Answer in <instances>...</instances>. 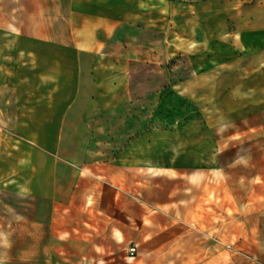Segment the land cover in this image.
<instances>
[{
	"label": "rangeland",
	"instance_id": "obj_1",
	"mask_svg": "<svg viewBox=\"0 0 264 264\" xmlns=\"http://www.w3.org/2000/svg\"><path fill=\"white\" fill-rule=\"evenodd\" d=\"M170 20L173 27L176 20ZM231 22L230 43L175 50L168 60L158 49L153 64L132 66L131 94L139 110L125 118L142 126L123 134L148 129L147 155L209 171L208 181L216 187L208 190L216 211L206 210L214 216L182 226L171 242L134 259L129 257L138 248L131 256L129 245L116 258L80 256L90 253L89 240L82 245L83 230L89 228L81 219L88 215L73 208L79 197L65 195V168L51 172L57 143L65 148L66 139L76 134L71 122L79 118L66 113L72 101L79 102L75 97L81 83L71 80L76 74L65 64L71 52L59 46L67 40L65 19H43L36 37L0 27V264H245L235 255L239 252L231 236L241 226L242 194H252L253 182L264 181V34H258L264 28L257 29L256 18ZM49 29L55 33H46ZM161 38L157 36L155 46L161 47ZM246 170L254 171L253 177L248 179ZM248 180L251 188H243ZM66 230L78 240V249L58 238ZM177 252L183 257L165 258Z\"/></svg>",
	"mask_w": 264,
	"mask_h": 264
},
{
	"label": "crops",
	"instance_id": "obj_2",
	"mask_svg": "<svg viewBox=\"0 0 264 264\" xmlns=\"http://www.w3.org/2000/svg\"><path fill=\"white\" fill-rule=\"evenodd\" d=\"M171 17L176 20L173 27ZM235 17L259 19L257 29H263L264 0H0L4 32L36 37L42 32L43 19H65L67 40L59 46L71 52L73 57L66 56L65 64L76 74L71 80L81 83L75 97L79 102L72 101L66 113L79 118L71 122L76 134L66 139L65 148L57 143L55 157L61 161L54 162L51 172L65 168V195L79 197L73 208L88 215L81 219L89 228L83 230L82 245L88 239L90 253L83 252L81 257L116 258V252L128 245L138 248L129 259L148 257L159 244L171 242L182 226L214 216L206 211L215 209L208 198V190L216 188L208 181L211 172L177 167L147 155L148 129L123 132L142 126L125 118L139 110L131 94L133 64H153L158 49L168 60L175 50L214 49L213 44L230 43ZM45 32L55 33L53 29ZM160 35L158 47L155 39ZM46 40L54 42L51 37ZM244 173L248 179L255 174ZM244 186L251 188L249 180ZM252 189V194H242L241 226L231 242L239 252L233 254L245 264H264V181L253 182ZM65 232L58 238L78 249V240L70 238L69 230ZM170 257L183 255L165 256ZM63 264L78 263L66 260Z\"/></svg>",
	"mask_w": 264,
	"mask_h": 264
},
{
	"label": "built area",
	"instance_id": "obj_3",
	"mask_svg": "<svg viewBox=\"0 0 264 264\" xmlns=\"http://www.w3.org/2000/svg\"><path fill=\"white\" fill-rule=\"evenodd\" d=\"M128 252L131 256H134L136 252V246L135 245L130 246Z\"/></svg>",
	"mask_w": 264,
	"mask_h": 264
}]
</instances>
